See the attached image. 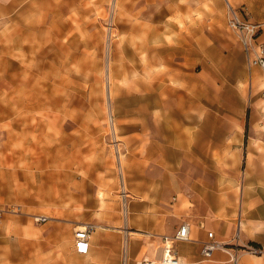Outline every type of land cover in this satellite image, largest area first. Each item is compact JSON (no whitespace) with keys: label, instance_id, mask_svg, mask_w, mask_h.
<instances>
[{"label":"rangeland","instance_id":"1","mask_svg":"<svg viewBox=\"0 0 264 264\" xmlns=\"http://www.w3.org/2000/svg\"><path fill=\"white\" fill-rule=\"evenodd\" d=\"M233 13L264 28V0H0V264H90L79 226L125 222L131 192L161 195L151 180L175 188L167 224L236 160L240 203L247 147L261 174L264 74Z\"/></svg>","mask_w":264,"mask_h":264},{"label":"crops","instance_id":"2","mask_svg":"<svg viewBox=\"0 0 264 264\" xmlns=\"http://www.w3.org/2000/svg\"><path fill=\"white\" fill-rule=\"evenodd\" d=\"M262 32L260 39L264 41V28H262ZM254 70L255 68L253 72ZM261 71L263 72L262 69ZM161 79L163 81L162 77ZM167 92L166 86H163L162 89L160 87L157 96L163 98ZM263 92L264 88L262 97ZM148 97L146 96L151 99V96ZM162 109L165 112V109H169L167 103L162 106ZM233 130L235 131V129ZM218 131L220 135L221 130ZM242 140L244 141V137ZM184 142H182V149H185L187 146L184 145L188 144L187 141ZM242 151L233 154L239 157ZM250 151V147H247L246 174L242 178V186L239 191L240 203L235 192L239 184V176L236 174L239 163L236 160L232 162L234 164H230L227 173L218 170L219 174L209 176V185L203 191L193 193L194 195L187 193L190 195L188 199H190L191 207L187 210L181 206L175 208L179 212V219H174L167 224L163 221L165 211L161 204L165 203L164 201L168 202L169 197L165 194L170 190L175 192V188L166 185L158 186L157 180H151L150 183H154L155 190L163 188L161 195L146 194L135 189L130 193L131 199L126 200L127 218L125 222L119 214L102 213L100 218L95 221L97 227L91 235L88 254L81 256L90 264H119L121 250L123 252L124 243L127 242L129 264H139L138 261L143 258L159 262L164 249L163 237H173L184 223L190 225V241L177 243L175 250L180 260L185 264H232L229 255L223 250L215 251L211 259H205L202 256V246L208 242L209 232L214 233L217 241L227 245L236 243L235 237L238 232L239 241L237 244L241 246L254 245L264 249V150H261L260 159L258 158L255 163L261 169L260 175L249 173L251 172L248 162ZM228 162L231 161L228 160ZM168 179L170 180V177L163 176L161 184ZM221 183L227 185L221 186ZM48 220L50 219L48 218ZM237 264H264V253L255 256L247 252H240Z\"/></svg>","mask_w":264,"mask_h":264},{"label":"built area","instance_id":"3","mask_svg":"<svg viewBox=\"0 0 264 264\" xmlns=\"http://www.w3.org/2000/svg\"><path fill=\"white\" fill-rule=\"evenodd\" d=\"M230 19V27L238 36L242 45L245 56L248 61L250 69L258 67L264 72V43L260 41L262 26L257 23L245 21L235 13ZM264 97V92H263ZM126 204H124V213L126 214ZM48 220L47 217L37 218V222L44 223ZM96 227L86 225L84 229H79L75 234V251L79 255H87L90 247V239ZM208 242L202 246L201 254L205 259H211L213 253L217 250H223L230 257L232 264H237L240 252H247L249 254L260 256L264 253V249L259 246L248 245L241 246L237 244L239 241V234L235 237L236 243L227 245L215 239L214 233H208ZM190 241V225L184 223L173 237L164 236V249L162 258L159 262L153 261L149 258H143L139 264H185L183 263L175 250V245L180 242ZM127 242L123 246V259L128 260L127 256Z\"/></svg>","mask_w":264,"mask_h":264},{"label":"bare ground","instance_id":"4","mask_svg":"<svg viewBox=\"0 0 264 264\" xmlns=\"http://www.w3.org/2000/svg\"><path fill=\"white\" fill-rule=\"evenodd\" d=\"M79 229H84V227L83 226H79Z\"/></svg>","mask_w":264,"mask_h":264}]
</instances>
